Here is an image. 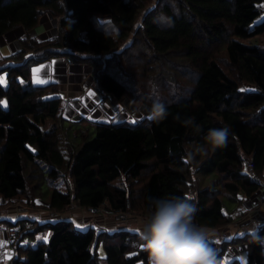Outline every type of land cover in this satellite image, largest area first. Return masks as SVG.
I'll use <instances>...</instances> for the list:
<instances>
[{
  "label": "trees",
  "instance_id": "16d2710c",
  "mask_svg": "<svg viewBox=\"0 0 264 264\" xmlns=\"http://www.w3.org/2000/svg\"><path fill=\"white\" fill-rule=\"evenodd\" d=\"M147 1L0 0V34L16 26L23 30L17 48L0 57L4 213L11 202L23 211L39 205L54 213L70 203L101 212L105 202L110 213L147 216L148 197L181 196L195 203L194 222L215 232L241 213L223 212L221 195L237 200V206L241 195L257 197L259 184L250 173L263 178L264 45L242 39L264 33L259 0H175L178 16L170 2L156 0L132 27ZM46 12L57 18L55 36L37 40L24 33ZM160 12L173 16L174 26L154 24ZM56 56L88 65L90 89L116 112L126 97L149 110L163 103L167 117L159 122L149 116L130 121L127 113L121 121L82 118L93 126L89 137L88 127L72 132L61 117L58 128H41L44 116L57 112L60 98L52 94L53 84L34 85L30 70ZM160 68L164 76L158 75ZM132 71L142 85L130 77ZM174 74L180 84L169 79ZM189 117L200 132L181 122ZM222 127L230 129L226 146L207 155L194 151L210 128ZM3 218L12 237L3 242L10 258L0 264H148L140 234L130 229L78 230L64 219ZM23 233L42 237L30 244L21 241ZM256 234L264 236V216L252 231L215 238L219 264L225 247L239 242L245 245L242 264H264Z\"/></svg>",
  "mask_w": 264,
  "mask_h": 264
},
{
  "label": "clouds",
  "instance_id": "9594fccd",
  "mask_svg": "<svg viewBox=\"0 0 264 264\" xmlns=\"http://www.w3.org/2000/svg\"><path fill=\"white\" fill-rule=\"evenodd\" d=\"M173 15H179L175 0H169ZM154 24L161 28L174 26L173 16L164 12L153 17ZM168 115L163 103L155 102L150 110L152 121L159 122ZM180 120L179 115L176 117ZM200 132V126L192 118L181 121ZM230 129L210 128L203 136V143L194 151L207 155L227 145ZM191 152L189 156H191ZM261 184H264L262 179ZM196 205L190 198L172 196L170 198L148 197V215L141 222L140 239L143 250L148 255V264H219L217 248L211 243L216 233L194 222ZM253 241L264 251V236H253Z\"/></svg>",
  "mask_w": 264,
  "mask_h": 264
},
{
  "label": "crops",
  "instance_id": "0c3cea01",
  "mask_svg": "<svg viewBox=\"0 0 264 264\" xmlns=\"http://www.w3.org/2000/svg\"><path fill=\"white\" fill-rule=\"evenodd\" d=\"M51 24V23H50ZM43 25H38L34 29L30 28L26 30L28 36H33L36 39H41L42 37H47L50 35V29H48L47 33L39 35L38 33H42ZM48 25V24H47ZM19 26L13 27L4 33L0 34V43H2V47L0 46V57L7 56L12 51L17 48L16 38L19 33ZM42 38V39H43ZM39 69L38 77L46 81L45 83H37L35 82L36 75L34 74L33 70ZM30 79L34 85H44L48 83L54 84L56 88L57 96L60 98V104L58 106V113L55 118L56 126L59 125L58 118L61 117L63 119H67L68 121H79L82 118H86L89 121H121L126 116L129 115L130 117L135 119V117L139 116H149L150 110L148 107V111H138V113H134L133 110H138L134 108L131 103L129 105L131 108L126 106V101L122 100L121 103L117 104L120 108L118 111L117 116L115 115L112 117H108L106 114L110 111V105H107L98 94L94 93L90 87V76H89V68L84 63L79 62H70L68 59L62 56L52 57L48 60L33 64L30 70ZM109 108V109H108ZM125 108V109H124ZM140 109V108H139ZM131 113H128V112ZM122 113V114H121ZM51 116V115H50ZM115 117V118H114ZM44 121L40 124V126L44 129H47V126H43ZM48 125V123H45ZM39 208V205L37 206ZM36 208V207H34ZM43 209V210H42ZM40 210L34 209V218L38 221H46V220H56V219H64L69 220L72 222L73 225L79 226V228H86L88 226H96V227H103L105 231L110 232L117 229H130L132 231H136L140 234L141 230V222L145 219L146 216H143L136 219L131 220H116L114 217L113 220H104L100 215H96L92 218L84 216L80 210L73 209L74 211L69 212L67 211L64 214L61 213H54L46 208H42ZM23 210V209H22ZM20 208H16L10 212H6L2 214L0 212V217L7 216L10 220H15L19 217V212L22 211ZM257 210V209H256ZM84 211V208H83ZM85 212V211H84ZM248 213V210H247ZM96 214V213H94ZM247 215V214H246ZM255 219L251 222L247 230L245 228H238V231H251L254 229L261 218L264 216V204H262L259 209L256 211ZM39 216V217H38ZM37 217V218H36ZM128 218V217H127ZM9 230L8 228H4V231ZM232 233H236V230L226 229L223 231L224 237L231 235ZM3 244V243H2ZM6 246V245H5ZM10 250V249H8ZM230 252L226 250L223 252L225 255V260L229 259L230 257L236 256V250H232L228 248ZM4 253L9 252L7 251V247L3 249ZM10 253V252H9ZM238 256V255H237Z\"/></svg>",
  "mask_w": 264,
  "mask_h": 264
},
{
  "label": "rangeland",
  "instance_id": "374dc122",
  "mask_svg": "<svg viewBox=\"0 0 264 264\" xmlns=\"http://www.w3.org/2000/svg\"><path fill=\"white\" fill-rule=\"evenodd\" d=\"M155 1L156 0H148L145 4H144V6L138 11V15H137V18H136V20L134 21V23L132 24V27H135L136 26V24H137V22L139 21V18H140V16L143 14V12L147 9V8H150V7H152V5L155 3ZM165 1H168L169 2V0H165ZM51 23V24H50ZM56 23H57V18L56 17H53V16H51L49 13H43L42 15H40L39 16V18H38V22L35 24V26H33L32 28L34 29L36 26H38L39 24L40 25H43V24H45L43 27V30L44 31H42V33H38V36L39 35H42V34H45V32L47 33L48 31V29H50V28H52V29H50V35H48L47 37H42L43 39H45V38H48V37H51V36H55V34H56ZM48 24V25H47ZM23 33V30L20 28L19 29V33H18V35H20V34H22ZM24 33H26L25 31H24ZM27 34V33H26ZM43 36V35H42ZM42 38L41 39H37V40H42ZM242 41L243 42H245V43H257V44H260V45H264V33L263 34H257V35H252V36H248V37H246V38H243L242 39ZM0 46L2 47V43H0ZM5 56V55H4ZM3 56V57H4ZM2 57V56H1ZM70 61V60H69ZM71 62V61H70ZM8 63V62H7ZM5 64V63H4ZM86 65V64H85ZM88 68H89V66L88 65H86ZM152 78H153V80L155 79V77H157L158 75H162V76H164V74L166 73V71H164V70H162L161 68L159 69V71H158V75H156V73H154V70L152 71ZM177 73V72H176ZM169 74V73H168ZM178 76V74H174L173 75V77L172 78H170V75L168 76L169 77V79L170 80H172L174 83H176V84H180L181 83V80L177 77ZM130 77L135 81V82H137V84H143V79L136 73V71L134 72V71H132V73H131V75H130ZM168 77H167V80H168ZM170 80H168V81H170ZM52 84V83H51ZM44 85H46V84H44ZM54 85V84H53ZM249 85H247V84H245L244 85V88L245 89H249ZM53 95H57V93H56V88H55V91L52 93ZM125 101H126V106H128L129 108H131V106L129 105V103H131L132 104V106L134 107V108H137L138 107V110H133V112L134 113H138V111L140 110V111H145L146 110V112L148 111V109L146 108V106L144 105V104H135V103H132L131 102V100H129L128 98H123ZM1 104L2 105H4L3 104V101L1 102ZM59 104H60V102H59ZM110 108V111L109 112H107L106 114L108 115V117H112V114L111 113H113V116L115 115V117L117 116V114H118V112H116V109L114 108L113 109V107H109ZM108 108V109H109ZM140 108V109H139ZM59 109V108H58ZM120 109V108H119ZM57 112H58V110H57ZM57 112L54 114V115H49V114H47V115H45L44 116V118H43V121H44V124H43V126H47V129L48 128H53V129H56V128H58V126H56V124H55V118H54V116H57ZM111 112V113H110ZM122 114V113H121ZM143 117H144V115H142ZM114 117V118H115ZM148 117V116H147ZM128 118L130 119V121H133V118L132 117H130V116H128ZM70 122H72V123H70ZM70 122H67V121H64V125H65V127H67V128H70L71 129V131L73 132V131H75V130H78V129H80V128H82L83 127V129H86L87 127H88V129H87V132H88V137L89 136H91L92 134H93V126H92V124L91 123H89L88 121H85V120H81L80 122L79 121H70ZM76 122H78V123H76ZM45 123H48V125L47 124H45ZM89 123V124H88ZM87 124V125H86ZM42 128V127H41ZM65 157V156H64ZM46 186V185H45ZM259 186H260V190H258V195H257V197H255V196H253V195H251V196H244V195H241V201L239 202V206H237V200H234V199H229V198H227V197H224V196H222L221 195V199H222V201H223V207H222V211L223 212H233V210L235 211L236 210V208H239V211L241 212L238 216H236L235 215V212H233V215H235L237 218H235L234 220H232V221H230L228 224H226L225 226H223V227H221V228H217V229H215V233H216V238H219L220 240H221V238L220 237H222V236H224L223 235V231L224 230H226V229H230V230H236V231H238V228H245L246 230H247V228L249 227V225L251 224V222L255 219V213H256V211L259 209V207L262 205V204H258L257 202H258V199H261V198H264V184H259ZM262 186V187H261ZM42 189H45V187H42L41 188V190ZM258 198V199H257ZM262 202H264V200L262 201ZM104 204H102V205H100V209H105L104 211H101V212H99V211H94V212H90L89 210H85L84 209V211H83V208L82 207H78L77 205H75L74 203H70L69 205H67L62 211H60L59 213H61V214H64V213H66L67 211H69V212H72V211H74L73 209H78V210H80L81 211V213L84 215V216H88V217H91V214H93L92 215V218L94 217V216H96V215H100L104 220H113V218L112 217H114L116 220H121L120 219V217H118V215H117V213H110L108 210V205L105 203V202H103ZM10 204H12V205H10ZM9 204V206L7 207V209H8V211L10 212V211H12V210H14V209H16V208H18V206L17 205H15V204H13V202H11ZM20 205V204H19ZM23 206V205H22ZM34 206V205H33ZM43 208V206H40L39 208H34V207H28V208H26L25 209V211H23L22 209H24L23 207H19L20 208V210H22V211H20L19 212V217H22V216H28V217H30V218H32V219H35L34 217V213H35V211H34V209H37V210H40V209H42ZM257 209V210H256ZM43 210V209H42ZM247 210H248V213H247ZM0 211H2V213L4 212V210L3 209H0ZM94 213H96V214H94ZM247 214V215H246ZM144 215H139V214H132L131 212H126V215H125V217H124V219H127V220H131V219H136V220H138L139 218H141V217H143ZM39 217V216H38ZM128 217V218H127ZM37 218V217H36ZM3 219H6V220H9V219H7V218H3ZM94 219V218H93ZM123 219V220H124ZM36 220V219H35ZM0 223L2 224H0L1 226H3L2 228H6V227H9V225L6 223V222H4L3 220H1L0 221ZM75 227V226H74ZM77 227V228H76ZM75 228L76 229H78V230H83V229H85V228H79L78 226H76ZM94 228H96V229H101V230H105V228H103V227H96V226H93ZM253 230V229H252ZM251 230V231H252ZM42 233H36V234H34V236L33 237H30V236H28L26 233H23L22 234V239H21V241L22 242H25V241H27V242H29L30 244H34L37 240H39L41 237H42V235H41ZM231 235H228L226 238H229ZM218 239H216V241H217ZM3 243V241H0V262L1 263H4L5 261L4 260H6V258H5V254L7 253L8 255L10 254L9 252H6V253H4V251H2L3 249H5L6 248V246L4 245V243ZM217 243V242H216ZM217 244H219V243H217ZM217 244H214V246L216 247V245ZM219 246L220 245H218V248H219ZM228 248H231V251L232 250H236V256H234V257H230L229 259H231V258H234V259H236V258H238V263H243L244 262V253H245V245H244V243H241V242H239V243H230L228 246H226L225 247V249H224V251L226 250L227 252H230V250H228ZM9 248H7V251H9L8 250ZM99 251V252H101V247L100 246H98L97 247V249H96V251ZM238 255V256H237ZM224 260H225V255L224 254H222V256H221V260H220V263L222 264L223 262H224ZM228 260V259H227Z\"/></svg>",
  "mask_w": 264,
  "mask_h": 264
},
{
  "label": "built area",
  "instance_id": "2783aa9c",
  "mask_svg": "<svg viewBox=\"0 0 264 264\" xmlns=\"http://www.w3.org/2000/svg\"><path fill=\"white\" fill-rule=\"evenodd\" d=\"M259 7H260V14L258 16V18H261L264 16V0H259ZM114 109V108H113ZM250 177L251 179L254 181V182H257L258 184H260L261 180L264 179V171H262V179H260V176L255 174V173H250ZM262 187V186H261ZM260 188V186H259ZM264 199V198H263ZM104 204V203H103ZM90 212H94V210L96 209V207H89L88 208ZM126 212L127 211H117L115 213H117L118 217H120L121 220L124 219L125 215H126ZM12 237V234H11V231L10 230H7V231H4V228H2L0 226V241H3V242H8ZM214 240H212L211 242H213Z\"/></svg>",
  "mask_w": 264,
  "mask_h": 264
},
{
  "label": "snow or ice",
  "instance_id": "6c2138e0",
  "mask_svg": "<svg viewBox=\"0 0 264 264\" xmlns=\"http://www.w3.org/2000/svg\"><path fill=\"white\" fill-rule=\"evenodd\" d=\"M33 72H34V74H37V75H36L35 82H37V83H45V82H46V81H44V80H42V79H39V77H38L39 69H34ZM3 83H5L4 78H0V84H3ZM78 227H79V226H78ZM43 239H44L45 241H47V236H44ZM5 258H6V259H7V258H10V255H8V254L6 253V254H5Z\"/></svg>",
  "mask_w": 264,
  "mask_h": 264
}]
</instances>
